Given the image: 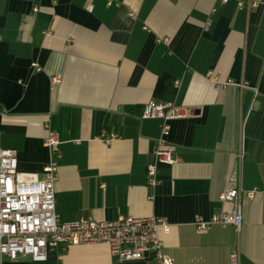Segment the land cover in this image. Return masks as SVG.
Returning a JSON list of instances; mask_svg holds the SVG:
<instances>
[{
	"label": "crops",
	"instance_id": "crops-1",
	"mask_svg": "<svg viewBox=\"0 0 264 264\" xmlns=\"http://www.w3.org/2000/svg\"><path fill=\"white\" fill-rule=\"evenodd\" d=\"M118 1L0 0V147L18 152L20 173L43 179L45 139L58 135L62 222L164 218L176 264H230L235 251L240 264H264V0ZM151 101L188 111L170 123L177 162L158 165L153 188L161 121L141 118ZM233 174L240 230L197 231L198 218L233 210L220 200ZM3 264L151 263L92 244Z\"/></svg>",
	"mask_w": 264,
	"mask_h": 264
},
{
	"label": "built area",
	"instance_id": "built-area-1",
	"mask_svg": "<svg viewBox=\"0 0 264 264\" xmlns=\"http://www.w3.org/2000/svg\"><path fill=\"white\" fill-rule=\"evenodd\" d=\"M109 3L118 0H108ZM224 3L228 0H222ZM257 2L238 1L239 9L257 7ZM209 77L217 81L212 73ZM233 83H225V85ZM188 111L172 102L151 101L142 110V119L161 121V138L155 149L157 162L147 168L148 186L160 183L158 165H174L177 154L167 143L171 121L185 118ZM117 136L105 137L111 141ZM45 146L50 160L44 168V178L18 171V152L0 147V264L4 259L18 261L30 257L35 262H46L52 252H61L73 245L106 244L117 261H141L150 256L151 264H176L165 253L161 232L169 233L171 224L164 218L121 216L115 221L79 219L62 222L56 212L55 185L58 181L59 161L62 158L61 141L49 132ZM241 188L236 174L229 178L228 187L221 194L223 203L231 202V212L215 213L210 219L198 218L197 231H210L214 226H234L240 230L243 213L240 203ZM230 264H240V254L230 255Z\"/></svg>",
	"mask_w": 264,
	"mask_h": 264
}]
</instances>
